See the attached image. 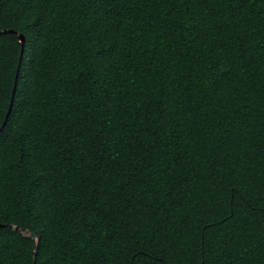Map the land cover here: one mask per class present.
Wrapping results in <instances>:
<instances>
[{
	"label": "trees",
	"instance_id": "obj_1",
	"mask_svg": "<svg viewBox=\"0 0 264 264\" xmlns=\"http://www.w3.org/2000/svg\"><path fill=\"white\" fill-rule=\"evenodd\" d=\"M0 32V264H264V0H0Z\"/></svg>",
	"mask_w": 264,
	"mask_h": 264
},
{
	"label": "water",
	"instance_id": "obj_2",
	"mask_svg": "<svg viewBox=\"0 0 264 264\" xmlns=\"http://www.w3.org/2000/svg\"><path fill=\"white\" fill-rule=\"evenodd\" d=\"M1 33H2V32H0V34H1ZM20 38H21L22 42L24 43V37H23V36H20ZM15 93H16V88H15V90H14L13 100H14V97H15ZM12 106H13V103H12L11 106H10L9 112H8V114H7V117H6V121H5L4 125H3V127L1 128V130L4 128L6 122H7L8 118H9V115H10V113H11V111H12ZM11 228H13V229L16 230V231L24 232L25 234H27V232H25V231H23V230H21V229H19V228H14V227H11Z\"/></svg>",
	"mask_w": 264,
	"mask_h": 264
}]
</instances>
